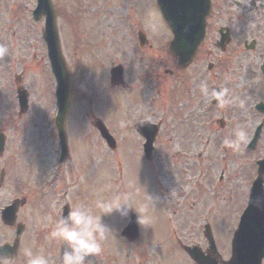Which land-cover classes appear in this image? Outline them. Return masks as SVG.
<instances>
[{"label":"rangeland","instance_id":"obj_1","mask_svg":"<svg viewBox=\"0 0 264 264\" xmlns=\"http://www.w3.org/2000/svg\"><path fill=\"white\" fill-rule=\"evenodd\" d=\"M52 3L58 17L61 53L73 85L65 124L70 152L63 167L66 184L60 188L62 194L71 201V206L91 207L99 196L118 191L127 194L136 209L146 207L151 223L144 229L138 226L146 243L137 244V248L144 256L155 257L145 264H189L175 252L174 240L204 248L202 229L206 223L217 243L226 247L255 177V161L264 159V130L252 151L244 148L251 135H234L236 123L245 121L247 114L249 101L245 94L240 95L241 101L237 99L238 89H242L244 82L239 79L223 82L229 90V102L218 103L206 112V100L213 94L200 88L205 83V63L199 59L184 70L176 68L175 60L167 51L169 38L154 0H52ZM34 5V0H0V46L8 49L0 57V130L6 141L0 168L5 170L4 177H8V186L0 192V209L12 200L10 181L20 170L23 173L25 165L32 168L25 178L31 181L32 172L49 174V165L54 161L55 149L52 152L50 147L53 133L50 128L55 114L53 78L40 38L43 24L31 20ZM64 6L69 23L59 20ZM123 6L132 26L145 27L142 32L148 41L140 51H133L135 38L126 35L125 22L118 16ZM153 22L158 23V31L151 29ZM106 32L111 33L105 35ZM114 62L123 66V82H144L141 89L144 94H138L139 112L128 104L125 108L123 88L116 89L118 94H112L108 109L103 104H87L84 100L85 88V96L95 94V100L104 94L107 84L100 85V82L105 81L107 68ZM167 70L172 74H166ZM17 75L28 94V109L20 118L13 83ZM154 82H165L163 93L170 95L171 103L162 108L163 122L158 138L161 161L148 165L136 153L140 139L126 127L143 114L152 116L153 120L161 118V110L158 112L153 105L155 99L151 100ZM187 84L190 86L185 90ZM238 103L242 111L240 121ZM91 113L101 117L118 138L113 156L105 147L97 145L90 126ZM220 118L230 122L228 129H218L215 121ZM17 152L16 166L10 162V156L16 158ZM45 208L46 205L36 210L28 204L19 212L17 221L24 223L25 231L16 259L23 260V250L31 247L35 252L43 251L50 258V264H59L60 246L46 241L50 229L44 226L48 220ZM122 220L118 214L103 217V222L113 229L121 228ZM36 232H40L38 237ZM12 237V229L0 224V240L8 242ZM32 238H37L38 246H34ZM119 245L111 236L102 254L90 258L91 264H101L100 258L105 259V264H118L121 256L124 260L127 254H134Z\"/></svg>","mask_w":264,"mask_h":264},{"label":"flooded vegetation","instance_id":"obj_2","mask_svg":"<svg viewBox=\"0 0 264 264\" xmlns=\"http://www.w3.org/2000/svg\"><path fill=\"white\" fill-rule=\"evenodd\" d=\"M206 2L209 10L205 17L204 37L192 64L199 59L205 63L204 82L207 84V92L210 94L217 95L224 88H227L222 85L223 82H237V79L244 82L242 89H238L237 99H240L241 94H245L247 101H249L246 105L247 114L245 121L236 123L235 129L247 125L243 128L246 129V135H251L260 125L262 133L264 130V111L260 112V110H264V0H205V4ZM63 12H65L64 8L62 9ZM110 33L104 34L109 35ZM249 78L251 80L247 81ZM212 82L215 83L212 85ZM103 83L105 84V82H100V85ZM142 83L144 82H124L119 87L124 89L126 101L128 100L127 104L134 109L138 108L137 95L142 88ZM164 84L165 82H154L158 102L156 108L158 112L161 110V113L163 106H169L171 103L170 95L163 93ZM189 86L190 84H187L184 89L186 90ZM113 89L107 88L109 97ZM109 97H105L107 102ZM218 103L220 102L217 99L213 105L217 106ZM237 106V117L240 121L242 111L239 103ZM208 110L210 111L211 107L206 112ZM162 115L163 113L159 115L161 118H156V121L150 120L152 123H157L159 128L149 157L147 159L143 157L147 163L157 162L160 159L158 157V138L160 140L159 131L163 122ZM144 119L146 118L139 117L135 121ZM228 124L230 122H224L221 119L218 129H228ZM55 182L59 181L56 180ZM51 185L47 184L46 180H42L39 175H33L31 181L26 180L25 176L21 180L14 177L10 188L14 194L23 196L27 204L28 199L32 200L33 203L40 202L41 199H50L51 196L59 199L60 186ZM58 215L59 213L55 208L54 220ZM143 241L144 235L139 232L136 242L142 243ZM21 244L18 247L19 253L22 249H20ZM22 262L17 261L16 264ZM118 264H128V262L123 261L120 257Z\"/></svg>","mask_w":264,"mask_h":264},{"label":"water","instance_id":"obj_3","mask_svg":"<svg viewBox=\"0 0 264 264\" xmlns=\"http://www.w3.org/2000/svg\"><path fill=\"white\" fill-rule=\"evenodd\" d=\"M37 6L33 12L35 21L41 16L45 17L44 30L42 38L47 47L48 59L51 65V71L56 80L57 90V114L54 120V127L57 131L58 141L61 150L66 153V135L64 131V122L68 111L69 84L68 75L62 61L58 38L55 28V17L49 0H36ZM160 14L173 34V41L169 49L170 53L177 58V65L180 69L185 68L191 62L196 48L201 41L203 31V17L206 12L205 6L201 0H156ZM141 44L145 41L141 36ZM112 82H120L121 75L119 71L112 73ZM20 111L26 108V93L19 90ZM144 123H138L135 126L137 131L144 137H147V144L152 142L153 134L145 130ZM94 127L97 128L100 136L111 144L112 139L107 134L99 121H96ZM258 137V132L254 134L248 149H253ZM3 147V138L0 136V152ZM258 165V178L254 182L251 198L249 199L248 208L244 212L238 229L233 235L231 242V259L225 264H260L264 257V200L262 199L261 175L264 173V162L260 161ZM15 206L7 207L1 212V219L5 224L14 222ZM134 222V221H133ZM131 232L126 231L125 237L133 239L136 235V225L133 223ZM204 236L212 246L209 228H204ZM10 252L5 248H0V257H8ZM195 250V249H194ZM188 255L197 264H207L197 252L186 249ZM215 264L216 261L212 260Z\"/></svg>","mask_w":264,"mask_h":264},{"label":"clouds","instance_id":"obj_4","mask_svg":"<svg viewBox=\"0 0 264 264\" xmlns=\"http://www.w3.org/2000/svg\"><path fill=\"white\" fill-rule=\"evenodd\" d=\"M151 29L158 31L156 22ZM8 49L0 46V57ZM201 91L207 92V84L200 85ZM227 88L217 93V99L224 105L228 103ZM237 137L246 135V129L238 127L234 131ZM135 213V223L141 228L150 226L151 219L147 208L136 209L125 193L113 192L110 196H99L91 207L74 204L67 215H58L50 225L48 240L60 246L59 264H91L92 257L102 254L105 243L111 238L114 229L103 222V217L118 214L122 219H129ZM22 264H50V258L43 251L35 252L31 247L23 250ZM0 264H13L7 257H0Z\"/></svg>","mask_w":264,"mask_h":264}]
</instances>
